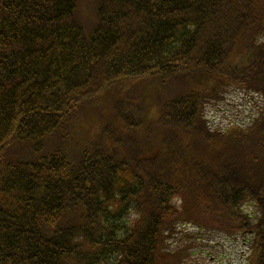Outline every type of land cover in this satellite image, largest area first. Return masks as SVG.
<instances>
[{
	"label": "trees",
	"instance_id": "16d2710c",
	"mask_svg": "<svg viewBox=\"0 0 264 264\" xmlns=\"http://www.w3.org/2000/svg\"><path fill=\"white\" fill-rule=\"evenodd\" d=\"M235 88L262 104L213 130ZM236 237L264 264V0H0V264Z\"/></svg>",
	"mask_w": 264,
	"mask_h": 264
},
{
	"label": "rangeland",
	"instance_id": "374dc122",
	"mask_svg": "<svg viewBox=\"0 0 264 264\" xmlns=\"http://www.w3.org/2000/svg\"><path fill=\"white\" fill-rule=\"evenodd\" d=\"M258 98L252 99V95L238 90H231L222 101L209 104L206 108V117L210 125L216 129H224L230 123L247 120L250 113L256 111ZM246 213L253 212L252 204H245ZM185 230H194L191 225L182 226ZM217 238V237H216ZM221 243H214V247L205 248L204 251H196L190 258L189 264H247L248 249L241 237L219 238Z\"/></svg>",
	"mask_w": 264,
	"mask_h": 264
}]
</instances>
